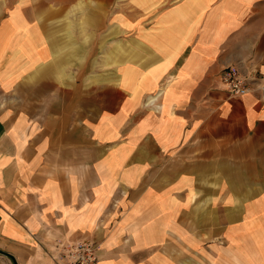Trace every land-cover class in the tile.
Instances as JSON below:
<instances>
[{
  "label": "crops",
  "instance_id": "obj_1",
  "mask_svg": "<svg viewBox=\"0 0 264 264\" xmlns=\"http://www.w3.org/2000/svg\"><path fill=\"white\" fill-rule=\"evenodd\" d=\"M124 2L0 0L3 263L92 239L98 264H264V0Z\"/></svg>",
  "mask_w": 264,
  "mask_h": 264
},
{
  "label": "built area",
  "instance_id": "obj_2",
  "mask_svg": "<svg viewBox=\"0 0 264 264\" xmlns=\"http://www.w3.org/2000/svg\"><path fill=\"white\" fill-rule=\"evenodd\" d=\"M227 92L242 96L249 92L250 77L243 74L238 67L229 66L220 74ZM54 260L57 264H98L99 247L92 239L71 241L58 239L55 243Z\"/></svg>",
  "mask_w": 264,
  "mask_h": 264
},
{
  "label": "rangeland",
  "instance_id": "obj_3",
  "mask_svg": "<svg viewBox=\"0 0 264 264\" xmlns=\"http://www.w3.org/2000/svg\"><path fill=\"white\" fill-rule=\"evenodd\" d=\"M115 3L119 4L120 6H118L116 8L115 7L116 4H115V6L109 5L107 7L106 6H101L99 8L100 15H101V17H103L101 19L104 20L105 18H108L110 15H112L111 16L112 18L110 17V19L112 20L113 19V15H117V20H118L119 16L123 15L124 9H123L122 5H124V3H125L124 0H115ZM86 9L87 8L83 7V8L77 9V11L73 10L70 13L71 14H75V15L78 14V13L85 15V14H87L86 13ZM111 27H113V26H111ZM108 30H109V28H108L107 24H103V25L101 24V30L100 31H102V32H100V34H99V39L98 38L95 39L92 36H86L85 37V45H84L85 49H84V57H83L85 62L87 61L86 57H87L88 51H90L91 48L93 47L92 44H94V43L97 44L98 43L97 41H99L98 52L100 51L101 53H100L99 56L96 55L95 58L92 60V62L97 63L99 61V63L101 64V67H102V62H104V63L108 62V58H107L106 54H103L102 52L105 51V49L107 47V43L109 41L111 42V41H113V39L119 40V37L123 35L122 24L116 23L115 27L110 29L109 34H107ZM85 35H86V32H85ZM119 47H121L120 43L116 42L117 50H118ZM117 58H118V56H117ZM3 262H7V260L5 258H3V257H0V264H4Z\"/></svg>",
  "mask_w": 264,
  "mask_h": 264
},
{
  "label": "water",
  "instance_id": "obj_4",
  "mask_svg": "<svg viewBox=\"0 0 264 264\" xmlns=\"http://www.w3.org/2000/svg\"><path fill=\"white\" fill-rule=\"evenodd\" d=\"M0 254L5 255V256L11 258L14 261V263H15V258H14V256L12 254H10L8 252H5V251H3L1 249H0Z\"/></svg>",
  "mask_w": 264,
  "mask_h": 264
}]
</instances>
